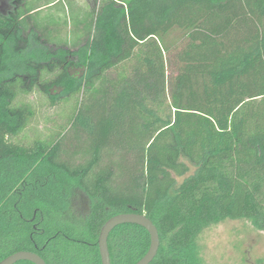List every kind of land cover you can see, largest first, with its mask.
<instances>
[{"label": "trees", "instance_id": "1", "mask_svg": "<svg viewBox=\"0 0 264 264\" xmlns=\"http://www.w3.org/2000/svg\"><path fill=\"white\" fill-rule=\"evenodd\" d=\"M84 1L0 12V262L102 264L101 229L127 213L158 229L151 264H199L227 220L264 232V0ZM108 243L136 264L150 236L126 224Z\"/></svg>", "mask_w": 264, "mask_h": 264}, {"label": "rangeland", "instance_id": "2", "mask_svg": "<svg viewBox=\"0 0 264 264\" xmlns=\"http://www.w3.org/2000/svg\"><path fill=\"white\" fill-rule=\"evenodd\" d=\"M74 1L85 3L84 0ZM12 2L0 0V12H9ZM33 100L40 98L34 96ZM39 104L34 126L41 131L51 126L49 118L54 110L47 108L42 99ZM90 203L80 190L74 188L70 196V220L80 222L88 213ZM194 251L199 264H264V232L247 220H227L204 230L196 240Z\"/></svg>", "mask_w": 264, "mask_h": 264}, {"label": "water", "instance_id": "3", "mask_svg": "<svg viewBox=\"0 0 264 264\" xmlns=\"http://www.w3.org/2000/svg\"><path fill=\"white\" fill-rule=\"evenodd\" d=\"M132 224L143 227L150 236V248L146 255L136 264H151L156 258L160 249V236L155 224L144 214L127 213L111 217L106 221L101 229L98 246L102 264H112L109 250V237L111 233L119 226ZM21 261L31 262L33 264H47L38 254L29 251H20L8 256L0 264H16Z\"/></svg>", "mask_w": 264, "mask_h": 264}]
</instances>
